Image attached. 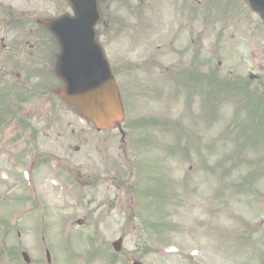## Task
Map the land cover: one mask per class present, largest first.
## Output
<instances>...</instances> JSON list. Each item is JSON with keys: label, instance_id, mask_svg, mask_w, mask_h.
Segmentation results:
<instances>
[{"label": "rangeland", "instance_id": "1", "mask_svg": "<svg viewBox=\"0 0 264 264\" xmlns=\"http://www.w3.org/2000/svg\"><path fill=\"white\" fill-rule=\"evenodd\" d=\"M184 3L177 0L174 7ZM48 5L50 11L52 6ZM115 6L117 3L112 7L113 12ZM41 7L34 5L38 11ZM209 23L200 18L193 23L194 43L189 48L194 52L185 53L183 59L176 49L184 50L190 36L171 44L178 36L175 27L169 29L171 40L166 43L160 42L156 33L162 28L151 34L141 32L136 42H130V36L118 41L123 52L130 50L124 52L125 62L136 65L145 58L156 62L140 76L141 82H156L169 67L176 75L169 81L162 79L166 83L161 92H152L149 99L135 97L127 113L126 150L117 130L99 136L92 132V123L84 122L77 111L56 98L47 100L37 94L29 96L19 92L16 121L5 116L3 123L7 119L9 122L0 128V215L4 214L7 219L13 212L18 215L15 221L13 216L10 220L22 233L16 240L17 264H26L21 256L23 252L31 255L32 264H47L40 254L43 245L36 244V237L40 243L38 233L48 238L54 264H77L90 258L92 252L97 259L90 264L135 261L142 264H264V125L251 124L261 106L247 113L242 103L244 96L234 95L232 90L224 93L219 75H213L212 85L204 88L206 102L200 101L202 91L194 92V104L187 110L190 100L184 83H179L181 78L182 81L200 80L204 74L205 31ZM113 26L111 23L110 27ZM250 30L251 27L245 44L248 55L254 53ZM256 31V48L263 53L264 30L259 34ZM233 44L237 52H242L238 43ZM212 47L208 45V49ZM139 48L144 52L138 53L137 62L131 61L129 55ZM229 49L232 53L233 49ZM239 73L246 79L249 68H241ZM14 112L12 109L11 114ZM233 117L236 122L232 121ZM242 126L247 129L242 130V139L236 138L237 127ZM249 127H253L255 135L253 132L248 135ZM72 129L77 131V136L81 130L80 139H72ZM65 142L79 144L83 149L79 153L72 149L65 153L61 149ZM59 150L64 156H74L71 169L77 170L82 163L83 179L98 172L97 191L76 182L55 185L58 181L53 179L51 167H45L42 159ZM37 157L33 179L29 181L25 179V172L30 171V163ZM31 198L47 201L49 208L44 209L39 202L32 204L39 214H34L35 209L27 212ZM109 201L115 205L107 212L105 204ZM65 210L74 218L90 214L92 229L96 228L97 237L104 243L92 239L96 235L87 231V239L80 247L88 253L77 250V231L71 226L64 227L65 221L71 218L57 216L55 212L64 214ZM159 227L161 233L157 234ZM3 235L0 230V251L5 258L9 246L2 244ZM120 238L124 239L121 255L112 248Z\"/></svg>", "mask_w": 264, "mask_h": 264}, {"label": "flooded vegetation", "instance_id": "2", "mask_svg": "<svg viewBox=\"0 0 264 264\" xmlns=\"http://www.w3.org/2000/svg\"><path fill=\"white\" fill-rule=\"evenodd\" d=\"M216 2L217 0H205L203 3L200 0H187L185 5L180 4L173 7L171 6L173 0H165V3H162L161 0H100L102 23L98 33L99 39L105 47L111 64H113L114 49H109L106 46L105 39L106 42L111 43L110 24L117 15V18L125 21H122L125 29L128 26L137 38L141 36V32L155 33L163 26L164 29L175 27L178 39L191 35L194 19H196L195 21L199 18L208 21L215 9ZM115 3L117 6L113 12L112 7ZM48 4L52 6L50 10L52 14H50ZM34 5L43 7L38 11ZM67 13L71 14L68 0H0V82L7 81L9 87L12 84L16 85L23 77L18 74L17 68L29 69L32 72L34 67H47L46 74L51 76L52 69L54 72L59 47L44 25V21L58 18ZM119 13L121 14L119 15ZM177 19L178 24H175ZM132 20L136 21L131 22ZM234 30L238 32V23ZM160 42H162L161 34ZM174 43L175 41L171 44ZM124 52L126 51L124 50ZM116 59L115 67L122 66L123 62L119 58ZM30 78H26V80L29 81ZM44 87L50 89L49 80L45 82ZM72 132L74 133L75 130ZM79 176L81 177V173ZM90 185L92 186V184ZM4 228L6 235L3 243L5 242L9 246L7 255L5 253L6 264H17L16 229L13 230L11 224L9 226L6 224Z\"/></svg>", "mask_w": 264, "mask_h": 264}, {"label": "water", "instance_id": "3", "mask_svg": "<svg viewBox=\"0 0 264 264\" xmlns=\"http://www.w3.org/2000/svg\"><path fill=\"white\" fill-rule=\"evenodd\" d=\"M70 1L75 17H61L48 24L62 49L57 71L66 90L61 96L93 119L98 127L106 128L118 123L121 107L110 67L96 41L98 0ZM254 1L264 12V0Z\"/></svg>", "mask_w": 264, "mask_h": 264}]
</instances>
